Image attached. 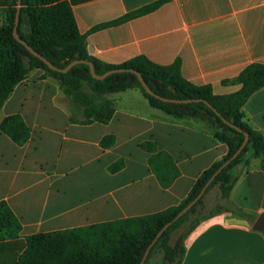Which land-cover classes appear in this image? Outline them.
I'll list each match as a JSON object with an SVG mask.
<instances>
[{
    "label": "crops",
    "instance_id": "1",
    "mask_svg": "<svg viewBox=\"0 0 264 264\" xmlns=\"http://www.w3.org/2000/svg\"><path fill=\"white\" fill-rule=\"evenodd\" d=\"M154 1L91 0L72 9L79 31L99 60L119 65L143 55L156 64L170 65L180 58L182 76L197 85H210L216 95L236 92L240 85L223 81L238 76L249 64H264V0H171L124 24L90 32L97 24ZM3 20L0 12V26ZM42 74L39 69L32 71L0 112V122L21 114L32 131L24 146L0 131V201L7 202L22 226L18 238H0V264H19L26 237L34 234L178 205L201 173L228 152L207 124L176 119L151 107L138 89L109 96L115 114L108 124L70 123L58 84L41 78ZM243 111L249 124L264 135V87L249 97ZM42 129L58 137L59 151L49 157L36 140ZM76 130L90 133L94 140L84 142H93L102 154L112 155L104 165L102 185L88 184L89 180L75 185L62 169L64 145L73 140ZM108 134L116 136V143L103 149L99 142ZM145 140L168 152L181 172L167 189L150 169V154L139 146ZM120 158L125 167L110 173L108 166ZM262 162V158H251L230 197L231 203L245 211L244 217L222 213L203 221L185 239L181 264H264V234L253 228L264 213ZM210 193L215 201L218 189Z\"/></svg>",
    "mask_w": 264,
    "mask_h": 264
},
{
    "label": "trees",
    "instance_id": "2",
    "mask_svg": "<svg viewBox=\"0 0 264 264\" xmlns=\"http://www.w3.org/2000/svg\"><path fill=\"white\" fill-rule=\"evenodd\" d=\"M91 0H22L19 36L40 55L58 68H65L76 60L90 61L95 72L102 75L113 69L138 71L147 85L158 95L170 99H201L209 102L226 120L241 128L240 132L223 120L204 102H164L150 95L131 72L114 73L103 80L93 78L85 63L73 65L67 72L50 69L35 57L13 35L17 0H0L4 16L0 26V112L15 87L34 70H42L41 78L54 80L63 94L62 102L69 114V122L80 125L108 124L115 114V93L138 89L151 107L176 119H191L207 124L214 137L228 147L227 154L204 170L188 195L175 206L165 210L109 222L71 229L38 233L26 237V248L19 256V264H140L146 250L159 231L201 192L212 175L230 159L249 134L248 144L213 180L204 196L181 218L173 222L150 248L144 264H181L186 252L185 239L203 221L222 213L244 217L245 211L230 202L234 186L251 158H262L264 170V135L245 119L243 107L249 97L264 87V64L252 63L238 76L223 84L240 85L239 90L227 95H216L210 85H197L186 80L181 73V59L170 65H159L143 55L122 64L105 63L88 48L86 35L79 31L73 5ZM171 0H156L118 18L95 25L90 32L115 27L149 14ZM0 131L16 145L24 146L32 131L19 113L9 115L0 122ZM116 143L113 134L104 135L99 145L108 149ZM140 148L149 153L148 163L160 186L167 189L181 175L173 157L159 150L157 143L145 140ZM125 167L120 158L107 170L117 173ZM217 187L218 198L213 204L206 201L212 188ZM21 223L6 201H0V238L20 236ZM178 236L174 238L175 234Z\"/></svg>",
    "mask_w": 264,
    "mask_h": 264
},
{
    "label": "rangeland",
    "instance_id": "3",
    "mask_svg": "<svg viewBox=\"0 0 264 264\" xmlns=\"http://www.w3.org/2000/svg\"><path fill=\"white\" fill-rule=\"evenodd\" d=\"M118 95L119 93L111 97L116 98ZM37 135L36 140L40 144L42 153L48 156L59 151L58 137L51 130L42 129ZM72 137L73 140L67 141L63 148L61 155L62 169L68 171V176L73 178V184L75 185H85L88 180L90 181L88 184L93 182L102 185L104 182V165L112 155L102 154L93 142H84L94 140L93 136L86 131L76 130ZM211 194L210 196H213ZM210 196L206 197V201L213 204L216 200L214 201ZM177 236L178 233L175 234L174 238Z\"/></svg>",
    "mask_w": 264,
    "mask_h": 264
},
{
    "label": "water",
    "instance_id": "4",
    "mask_svg": "<svg viewBox=\"0 0 264 264\" xmlns=\"http://www.w3.org/2000/svg\"><path fill=\"white\" fill-rule=\"evenodd\" d=\"M21 7H22V0H17V11H16V15H15V24H14V29H13V35L14 37L19 41L21 42L35 57L41 59L50 69L52 70H55V71H58V72H67L73 65L77 64V63H85L89 66V69H90V73L91 75L93 76V78L97 79V80H103L106 76L110 75V74H114V73H125V72H131V73H134L141 85L143 86V88L152 96L156 97L157 99L161 100V101H164V102H174V103H190V102H199V101H202L204 102L208 107H210L211 109H213V111L223 120L224 123L228 124L229 126H231L232 128L240 131V132H243V130L239 127H237L236 125L232 124L231 122H229L228 120H226L219 112H217L209 102L205 101V100H201V99H196V100H191V99H185V100H178V99H170V98H165V97H162L158 94H156L148 85L147 83L145 82V80L143 79L142 75L138 72V71H135V70H132V69H125V68H120V69H113V70H110L102 75H98L96 72H95V69H94V65L92 62L90 61H85V60H76L72 63H70L68 66H66L65 68H58L56 67L55 65H53L52 63H50L45 57H43L42 55H40L38 52H36L35 50H33L25 40H23L19 34H18V25H19V22H20V14H21ZM89 51L90 52H93V49L90 47L89 48ZM244 135H245V139L243 141V143L241 144V146L238 148V150L235 152V154L230 158L228 159L227 161H225L222 166L212 175V177L210 178V180L205 184V186L202 188L201 192L198 194V196L192 201L190 202L186 207H184L176 216L175 218L168 222L165 226H163V228L159 231V233L157 234L156 238L154 239V241L152 242V244L148 247V249L146 250L145 252V255L143 257V260L141 261L140 264H144L148 254H149V251H150V248L153 246V244L157 241V239L162 235V233L175 221H177L179 218H181L186 212L189 211V209L194 206L196 204V202L198 200H200L207 188L210 186V184L213 182V180L216 178V176L231 162L233 161L239 154L240 152L243 150V148L248 144V141H249V134L247 132H244ZM253 228L258 230V231H261L263 234H264V213L263 214H260L259 217L257 218V220L255 221L254 225H253Z\"/></svg>",
    "mask_w": 264,
    "mask_h": 264
}]
</instances>
